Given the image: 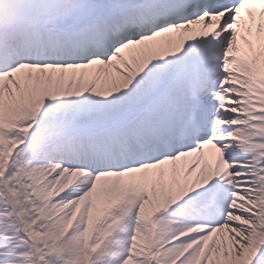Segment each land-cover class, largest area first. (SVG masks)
<instances>
[{
    "label": "snow or ice",
    "instance_id": "1",
    "mask_svg": "<svg viewBox=\"0 0 264 264\" xmlns=\"http://www.w3.org/2000/svg\"><path fill=\"white\" fill-rule=\"evenodd\" d=\"M0 264H264V0H0Z\"/></svg>",
    "mask_w": 264,
    "mask_h": 264
}]
</instances>
